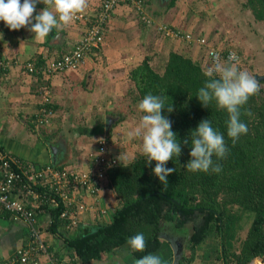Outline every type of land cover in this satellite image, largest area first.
I'll return each instance as SVG.
<instances>
[{"label":"crops","instance_id":"obj_1","mask_svg":"<svg viewBox=\"0 0 264 264\" xmlns=\"http://www.w3.org/2000/svg\"><path fill=\"white\" fill-rule=\"evenodd\" d=\"M208 1L146 0V14L154 23L151 27L139 21L131 6L122 4L112 16L103 47L88 54L78 70L53 76L26 73L24 65L33 61L38 66H45L48 61L71 52L82 39L86 26L72 21L37 40L28 28L9 30L0 21V62L12 64L9 70L0 73V150L38 167L52 166L71 172L86 170L96 157L99 141L108 134L104 131L107 123L101 106L109 104L107 113L110 114L120 108L118 100L124 89L122 83L129 79L134 68L148 56L154 59L153 65L157 60L163 64L171 52L196 61L204 59L203 47L167 39L158 32L159 26L167 25L213 42L223 40L220 47L224 46L226 30L215 26L217 22L210 13L215 4L207 7ZM101 2L88 0L83 12L93 14ZM44 7L43 3H38L33 17ZM46 97L50 99L49 103H46ZM113 102L117 103L114 110ZM130 106L133 107L134 103ZM42 108L48 112L43 114ZM40 116L46 118L43 123L38 120ZM117 125L115 123L112 136L107 139L111 155L120 159L117 149L122 151L127 145L129 131L121 130ZM112 126L110 124V130ZM82 196L88 209L81 214L78 226L61 223L54 230L51 207L42 208L39 214L45 241L67 264H76L72 240L83 231L88 233L101 225H110L120 208L108 186V179L98 194L89 195L83 191ZM191 234V226L185 231H175L172 225H165L160 248L151 254L161 256L167 264H175L192 253L187 243ZM28 237L29 229L25 223L0 209V264L25 245ZM195 257L193 264H213L204 261L200 251ZM138 259L125 244L89 264H134Z\"/></svg>","mask_w":264,"mask_h":264},{"label":"trees","instance_id":"obj_2","mask_svg":"<svg viewBox=\"0 0 264 264\" xmlns=\"http://www.w3.org/2000/svg\"><path fill=\"white\" fill-rule=\"evenodd\" d=\"M102 4L103 0L93 14L79 13L85 14L83 20L73 21L90 30L97 23ZM241 6L252 14L256 22L264 24V0H245ZM233 24L237 30L241 29L238 22ZM242 31L246 32L244 28ZM254 31L257 32L256 29ZM246 35L250 44L251 39L257 41L256 36ZM193 36L195 39L205 38ZM205 39L210 46L212 40ZM202 47L207 49V46ZM231 47L242 49L243 45L237 43ZM231 47L224 43L220 49L214 48L222 51L224 62L230 52L236 53L240 58L239 64L241 57L238 53L241 51H233ZM63 55L55 59L59 60ZM205 56L203 60L196 61L184 54L171 52L167 61L163 60L162 70L155 68L151 63L154 59L148 56L130 72L129 79L138 92L135 103L139 104L149 93L164 98L166 106L162 115L172 122L171 130L176 133L182 152L165 165L175 169L167 184L159 182L153 174L156 162L147 164L143 155L129 164L120 162L109 170L108 186L120 208L110 225H101L88 233L83 231L72 240L76 264L99 261L102 255L128 244V239L138 233L144 234L146 246L143 251L133 254L137 258L149 255L160 248L165 225H172L175 231L192 227L187 242L192 253L175 264H193L199 251L204 261L213 264H250L258 258L264 261V82L258 81L259 92L251 96L241 109V120L247 125L248 132L233 145L227 137L226 111L217 110L215 102L205 108L197 98L199 88L209 79L205 75L207 53ZM169 105L173 107L170 113L167 111ZM204 119H209L212 127L224 135L228 148L225 158L217 160L213 156L214 163L222 166L219 173L190 172L185 167L191 159L190 133ZM186 138L189 140L187 145L183 143ZM38 190L41 193L45 191L44 188ZM47 207L44 203L41 209ZM51 211L52 229L57 230L61 223L71 227L70 219L61 218V206H52Z\"/></svg>","mask_w":264,"mask_h":264},{"label":"built area","instance_id":"obj_3","mask_svg":"<svg viewBox=\"0 0 264 264\" xmlns=\"http://www.w3.org/2000/svg\"><path fill=\"white\" fill-rule=\"evenodd\" d=\"M122 4L131 6L140 21L147 26L151 27L154 24L146 14V0H103V9L96 25L85 31L82 39L70 53L63 55L59 60L48 61L45 66H38L33 61L26 62L25 72L53 76L78 70L88 54L102 47L112 16ZM84 16L85 14H78L75 19L83 20ZM158 30L166 38L195 42L200 47L207 46L208 68L214 62L225 61L222 51L208 46L205 38L195 39L192 33H184L167 25L159 26ZM230 56L231 63L238 64L240 59L238 55L230 52L226 57L227 61ZM11 65L6 61L0 62V73L9 70ZM45 101L49 103L50 99L46 97ZM47 112L42 108L43 114ZM45 119L44 116L38 118L40 123ZM98 146L92 165L86 170L76 172L52 166L38 167L12 153L0 150V209L24 222L29 229L27 243L2 264H67L51 251L45 241L39 225V214L44 203L51 207L61 206V218L70 219L74 227L79 225L81 214L88 209L83 203L82 192L89 195L98 194L104 188L109 170L119 164L116 157L109 153L111 145L107 138L101 139ZM38 188H44L45 191L41 193ZM250 264H264V261L258 258Z\"/></svg>","mask_w":264,"mask_h":264},{"label":"clouds","instance_id":"obj_4","mask_svg":"<svg viewBox=\"0 0 264 264\" xmlns=\"http://www.w3.org/2000/svg\"><path fill=\"white\" fill-rule=\"evenodd\" d=\"M43 3L44 9L33 17L36 5ZM88 0H0V21L9 30L28 28L37 40L44 39L52 30L68 26L75 17L86 10ZM33 19L35 23H33ZM31 25L29 28L28 26ZM232 57L226 62H214L205 72L209 78L199 88L197 98L202 106L208 108L215 102L217 110L228 114L226 121L227 137L233 145L241 135L247 134V125L241 120V109L249 98L260 90V83L255 76L246 70H240L231 63ZM165 100L160 95L147 94L138 104L142 113L138 126L128 132L129 139L141 140V154L149 165L156 162L153 174L159 182L168 183V177L175 172L174 168L165 165L173 156L179 157L182 152L181 143L177 140L172 128V122L162 115ZM167 111H173L172 105ZM191 159L185 165L190 172L219 173L222 166L214 163L226 157L228 148L224 135L215 130L209 119L202 120L197 128L190 133ZM183 143L187 145L186 138ZM132 252L143 251L146 242L143 233L130 237L127 241ZM134 264H167L159 255H146L135 260Z\"/></svg>","mask_w":264,"mask_h":264},{"label":"rangeland","instance_id":"obj_5","mask_svg":"<svg viewBox=\"0 0 264 264\" xmlns=\"http://www.w3.org/2000/svg\"><path fill=\"white\" fill-rule=\"evenodd\" d=\"M245 0H210L207 2V7H210L209 4H215V8H212L213 10L210 11V13H213L212 19L213 21L217 22L216 27H221L226 30L225 37L226 40L225 43H228V47L235 46L237 43H241L243 45L242 49H238V47H231L233 51L239 52L241 51L240 57L241 61L237 67L241 68L240 70H246L249 72L252 76H264V24L258 23L254 20L252 14L249 11H244L241 3H243ZM203 5H206L205 3ZM221 9L220 11H218ZM238 22L240 25V30L236 29V26H234L233 23ZM224 24V25H223ZM242 28L245 29L246 32L242 31ZM256 29L257 32H253V30ZM255 37L256 40L251 39V44L248 35ZM164 37V36H163ZM252 37V38H253ZM218 39V38H217ZM223 42V40H214L211 41L212 47H217L220 49V44ZM249 42V43H248ZM105 43V42H104ZM248 43V45H247ZM250 44V45H249ZM104 45V44H103ZM198 46H200L198 44ZM205 49V48H204ZM204 54L208 52L207 49L203 50ZM207 51V52H206ZM206 57V56H205ZM145 59V58H144ZM207 60V59H206ZM162 62H159L157 60L154 62V67L162 70L163 67H161ZM162 72V71H161ZM130 75V74H129ZM128 79V78H127ZM130 82V83H129ZM124 86V89H122V98L119 96L118 104L119 109L114 110L115 104L112 108L115 111V113L112 112V114L107 113V107L101 106V110L105 115V122L107 123V126L105 128L106 138L109 135V133L112 136V129L118 124V121L123 120L118 125L121 130L124 131H131L133 128L138 126L140 117L142 113L138 111V103L134 102V99L137 100L138 92L136 90L135 85L130 81V79L126 80V82L122 83ZM131 103H134V106H130ZM124 106V107H122ZM111 108V107H110ZM128 108V109H127ZM123 118V119H122ZM110 124L113 125L110 130ZM117 125V126H118ZM116 127V126H115ZM141 140L139 138L134 139H128L127 145L124 146L122 151L120 149H117V153L120 157H116L118 162L123 163H131L134 159H136L139 156H142L141 154ZM109 153L111 154V147L109 150ZM242 237H245V234L242 233Z\"/></svg>","mask_w":264,"mask_h":264},{"label":"water","instance_id":"obj_6","mask_svg":"<svg viewBox=\"0 0 264 264\" xmlns=\"http://www.w3.org/2000/svg\"><path fill=\"white\" fill-rule=\"evenodd\" d=\"M256 79L259 82H264V76H257Z\"/></svg>","mask_w":264,"mask_h":264}]
</instances>
